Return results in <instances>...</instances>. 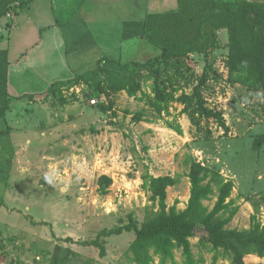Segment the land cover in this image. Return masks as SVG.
Returning a JSON list of instances; mask_svg holds the SVG:
<instances>
[{
  "label": "rangeland",
  "instance_id": "374dc122",
  "mask_svg": "<svg viewBox=\"0 0 264 264\" xmlns=\"http://www.w3.org/2000/svg\"><path fill=\"white\" fill-rule=\"evenodd\" d=\"M6 22L0 24L1 47L9 44ZM220 43L207 57L195 54L190 59L196 75L202 74L206 60L212 63L203 93L207 105L224 115L227 131L214 117H203L198 130L181 112V103L173 102L170 114L161 115L125 91L112 93L113 107L108 108L110 99L97 96L84 83L61 85L57 95L39 100L12 97L8 115L0 120V131L10 127L0 134V145L8 140L15 147L8 180H0V264H51L55 252L68 253L67 264H136L129 253L134 231L106 237L105 256L83 241L104 228L127 224L130 214L140 223L154 214L157 204L142 179L148 171L176 177L167 203L178 201V209L186 208L192 158L234 182L230 198L239 209L230 227L249 228L252 215L264 223V145L253 148L254 139L264 132V90L254 95L246 86L227 81L225 34ZM137 49V58L145 61L159 48L142 39ZM152 75L141 70L145 92L151 93ZM93 98L97 104L91 103ZM137 111L144 112L143 120L134 121ZM167 120L178 121L183 132L168 127ZM103 174L113 178L107 194L99 190ZM217 194L215 188L204 203L212 208ZM203 233L198 228L191 238L193 251L197 258L204 257L200 264H212L213 252L199 244ZM175 254L183 264L181 249ZM245 260L264 264V258L253 254ZM230 263V257H221L217 264Z\"/></svg>",
  "mask_w": 264,
  "mask_h": 264
},
{
  "label": "trees",
  "instance_id": "16d2710c",
  "mask_svg": "<svg viewBox=\"0 0 264 264\" xmlns=\"http://www.w3.org/2000/svg\"><path fill=\"white\" fill-rule=\"evenodd\" d=\"M32 0H0V15L10 10L20 14ZM18 2V3H16ZM14 17L8 19L5 27L11 28ZM227 32V55L225 66L228 69L227 81L242 84L257 94L264 90V2L257 0H178V7L163 12H149L144 22L142 37L160 48L158 55L145 61L122 62L109 57L99 61L98 67L78 74L72 79L52 83L39 94L29 93L32 100L49 95H57L61 85L87 84L97 96L111 98L112 93L125 91L159 114L169 113L173 102L181 103V112L187 114L198 130L203 117H214L218 124L229 130L224 115L207 105L203 88L210 79L212 63L206 60L201 75H196L191 55H210L221 46L220 31ZM9 49L0 47V120L5 119L11 109L12 95L9 90L10 75ZM152 73L151 93L145 92L140 80L141 70ZM104 76V78L101 77ZM192 82V90H186ZM142 93L140 96L139 93ZM113 107L109 100L108 108ZM104 108V106H103ZM130 112L126 110V113ZM143 111H137L134 121L143 120ZM167 126L182 133L178 121L167 120ZM6 127L0 131L5 133ZM264 145V132L253 143L254 149ZM12 146V147H11ZM15 147L10 141L0 145V180L9 177ZM190 197L184 209H178V201L169 206L168 188L177 183L172 175H153L149 171L142 175L143 185L151 193V200L157 210L143 222L132 214L127 224L102 229L95 238L84 240V245L96 246L100 255H107L106 237L134 231L135 238L129 246L130 260L136 264H179L175 250L181 249L183 264H200L204 257L197 258L193 251L192 237L197 229L205 233L199 237V244L213 252L212 264L223 257H230V264H248L245 258L250 254L264 258V223L252 215L249 228L239 229L229 224L238 212L236 201L230 198L234 182L225 178L219 171L191 159ZM113 178L103 174L99 178L101 194L109 193ZM218 190L217 200L212 208L204 203ZM69 254L54 253L51 264H67ZM82 264H91L85 262Z\"/></svg>",
  "mask_w": 264,
  "mask_h": 264
},
{
  "label": "crops",
  "instance_id": "0c3cea01",
  "mask_svg": "<svg viewBox=\"0 0 264 264\" xmlns=\"http://www.w3.org/2000/svg\"><path fill=\"white\" fill-rule=\"evenodd\" d=\"M177 7L178 0H32L6 37L12 97L42 93L97 68L104 57L142 61L137 46L146 40L141 37L147 14ZM222 34L228 38L226 30Z\"/></svg>",
  "mask_w": 264,
  "mask_h": 264
},
{
  "label": "built area",
  "instance_id": "2783aa9c",
  "mask_svg": "<svg viewBox=\"0 0 264 264\" xmlns=\"http://www.w3.org/2000/svg\"><path fill=\"white\" fill-rule=\"evenodd\" d=\"M16 3H18V2H16ZM14 16L15 15H14L13 11H10V10L6 13V15H0V24H1V22H4L5 20L13 18ZM97 101H98L97 98H93L91 100V103L92 104H97Z\"/></svg>",
  "mask_w": 264,
  "mask_h": 264
}]
</instances>
